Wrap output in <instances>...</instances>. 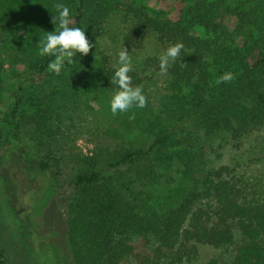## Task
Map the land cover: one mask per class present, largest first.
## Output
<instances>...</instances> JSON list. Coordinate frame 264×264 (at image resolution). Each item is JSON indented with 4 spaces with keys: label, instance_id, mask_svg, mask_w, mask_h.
I'll return each instance as SVG.
<instances>
[{
    "label": "trees",
    "instance_id": "obj_1",
    "mask_svg": "<svg viewBox=\"0 0 264 264\" xmlns=\"http://www.w3.org/2000/svg\"><path fill=\"white\" fill-rule=\"evenodd\" d=\"M4 1V9L22 20L32 16L27 12L30 0ZM37 1L48 2L54 15H58L57 3L69 8L70 26L83 29L94 45L87 56L81 55L82 71L96 67L93 54L112 12L105 4L99 8L96 4L106 0ZM131 13L138 31L155 35L162 52L176 43L184 45L164 74L168 103L163 105L168 118L146 146L132 141L98 142L91 154H71L65 178L72 191L66 230L61 232L74 264H126L130 258L134 264H182L197 255L200 246L229 253L211 264H264V190L251 193L246 177L248 165L264 161V132H258L264 128V0H194L177 20L162 19L138 7ZM196 27H202L206 35L202 37ZM2 51L0 42V148H7L19 138L22 90L28 80H34L31 71H49L54 57H45L41 65L30 61V74L4 80ZM100 63L105 75L98 78L116 91L111 84L114 66L107 55ZM147 64L156 66L151 74L160 72L158 56L150 57ZM211 68L217 71L215 76ZM226 72L235 78L217 84ZM129 75L133 87L147 84L136 70ZM52 111L51 106L41 105L32 114L40 134L53 132ZM185 121L208 136L227 135L233 146L243 145L256 132V151L202 170L198 154L190 148L192 133L181 132ZM37 166L54 190L52 205L57 211L55 173L45 160L39 159ZM174 168L181 176L173 177L193 181L170 195L166 205L154 203L151 189L172 175ZM45 226L30 227L27 236L39 238ZM137 239L145 241L147 250L136 251ZM60 260L66 261L64 256ZM0 264H10L1 246Z\"/></svg>",
    "mask_w": 264,
    "mask_h": 264
},
{
    "label": "rangeland",
    "instance_id": "obj_2",
    "mask_svg": "<svg viewBox=\"0 0 264 264\" xmlns=\"http://www.w3.org/2000/svg\"><path fill=\"white\" fill-rule=\"evenodd\" d=\"M193 1L106 0L98 3L97 8L103 3L112 12L103 26L99 45L93 54V61H96L97 66L89 68L88 73L83 72L85 65L81 60L85 61L78 54L73 63L65 64L59 75L38 69L31 71L34 80H28L22 90L24 97L18 114L21 121L19 138L15 140V144L0 148V246L6 249L10 264H74L61 232L66 230L67 203L72 191L65 178L71 154L75 151L91 154L98 142L116 145L118 142L132 141L146 146L163 130L168 118L163 105L168 103L164 93L166 78L159 71L151 74L156 66L147 64L150 57L160 56L163 46L155 35L141 34L138 31L132 18V9L138 7L159 18L177 20ZM5 5L6 2L0 0V42L4 55L2 78L9 80L21 73L30 74L27 72L30 61L43 64L47 56L38 54L40 42L47 32L55 31L52 16L56 14L54 15V8L48 2L30 0L27 12L32 16L22 20L8 12L6 7L4 9ZM195 30L202 37L206 35L202 27H196ZM122 47L129 51L133 70L147 82L140 87L146 100L149 98V104L143 108H132L129 114L114 116L109 102L115 91L97 75H105L100 63L102 56L107 55L110 64L115 66ZM211 71L215 76L217 71L214 68ZM148 77L152 79L149 80ZM41 105H49L53 109V132L50 135L40 134L32 122V114ZM133 114L135 119L130 120L129 117ZM185 122L184 131L181 132L192 133L190 148L195 149L198 154L202 170L228 163L232 160L231 157L237 160L244 153L252 150L254 154L256 151V132L243 145L233 146L227 135L208 136L204 131L194 129L189 121ZM258 132L263 133L264 128ZM39 159L47 161L55 173L56 187L59 190L56 196L57 211L53 210L52 205L54 190L45 182L38 169ZM171 174L167 178H161L158 184H153L151 198L154 203L166 205L170 195L182 185L193 181V178H175L180 175L175 168ZM195 177H199V172ZM246 177L251 193L262 192L264 161L248 165ZM43 224L46 229L39 232V238L33 235L32 238L31 233L27 236L30 227H42ZM52 231L60 233L50 235ZM45 236L49 238H43ZM144 242L141 239L135 240L137 252L147 250ZM198 251L197 255L182 264H211L214 260L229 256L227 251L209 246H200ZM61 256L67 262L60 260ZM126 264H134V260L130 258Z\"/></svg>",
    "mask_w": 264,
    "mask_h": 264
},
{
    "label": "clouds",
    "instance_id": "obj_3",
    "mask_svg": "<svg viewBox=\"0 0 264 264\" xmlns=\"http://www.w3.org/2000/svg\"><path fill=\"white\" fill-rule=\"evenodd\" d=\"M58 15L52 16V23L55 24V31L47 32L41 40L38 54L40 56L54 57L49 64V71L59 75L65 64L73 63L74 58L80 54L87 56L94 47L85 35V31L79 27L70 26V10L63 4L55 5ZM184 45L176 43L167 47L159 56V68L161 74H166L172 62L179 57ZM133 71L132 59L129 51L122 47L118 53L117 65L114 66V74L111 77V84L117 90L110 99V111L115 116L127 113L132 108H143L147 100L140 86L133 87L129 73ZM231 72H226L217 78L216 83H229L234 79ZM135 119V114L129 117Z\"/></svg>",
    "mask_w": 264,
    "mask_h": 264
}]
</instances>
